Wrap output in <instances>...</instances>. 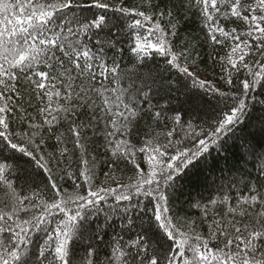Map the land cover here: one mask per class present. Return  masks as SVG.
Wrapping results in <instances>:
<instances>
[{
    "label": "trees",
    "instance_id": "obj_1",
    "mask_svg": "<svg viewBox=\"0 0 264 264\" xmlns=\"http://www.w3.org/2000/svg\"><path fill=\"white\" fill-rule=\"evenodd\" d=\"M104 2L108 4L107 10L76 9L74 15H70L71 26L77 30L70 38L79 39L80 45L84 46L83 50H90L95 56V61H88L92 64L93 71H102L97 62L106 64L108 68L117 67L116 77L107 75L105 78L99 74L95 77V82L90 84L91 94L97 105L105 97H111L115 101L116 97L108 91L110 88L114 87L117 95H123L124 102L138 112L136 119L131 121V131L124 135L116 132L108 137L111 117L105 116L97 125L96 118L104 115L98 107L95 117L92 113L86 114L83 109L78 110V116L74 119L78 120V127L85 126L81 128L87 149L83 158L88 159L91 168L90 185L85 184V177L81 175L85 169L80 166L82 157L79 155L80 150L74 147L75 138L70 137L67 131L71 123V119L65 120L68 113H56L59 119L53 122L54 126L44 124L39 109L42 103H47V98L36 100L28 81L23 84L17 81L26 103L23 108L16 107L9 116L6 134L12 142L27 148L35 157L43 158L42 162L63 193L80 196L87 195L92 190L103 197L98 204L91 206L71 201L64 205L68 215L83 217L77 225L71 244L73 264H87V254L90 251L94 253L91 257L93 264H132L140 242L149 246L150 256L154 254L163 258L168 255L173 242L167 239L155 220L156 208L160 202L158 198L161 196L164 197L161 203L168 209L167 217L174 225H178L179 232H184L189 237L190 245L199 244L200 241L193 237L200 235L202 239L209 241L210 247H215L209 223L216 219H232L231 216L226 217L228 208L236 205L244 196L251 195L250 186L259 189L264 195V73L259 75L260 83H255L252 89L244 92L242 82H254L256 77L249 73L248 68L231 67L229 53L236 41L224 39L223 43L213 44L207 36V29L202 26L203 17L191 6V0H186L185 7L179 10L178 5L173 6L175 0H152L151 9L144 0ZM248 2L250 0H245V3ZM121 8L127 12L119 11ZM161 10L172 11L171 21L160 18ZM133 12H145L152 17L153 24H149L143 17L131 15ZM98 17H103L105 24L101 29L89 30L85 36L80 31L83 24ZM157 22L168 32L176 31L168 45L172 54L178 58L176 66H173L167 54L157 53L151 48L146 47L139 56L134 54L136 44L157 42V34L149 31ZM171 24H175V29L170 27ZM219 24L226 32L234 30L235 34L255 31L249 24L236 18L220 19ZM67 27L65 25V29ZM60 34L68 35L66 31ZM217 39L223 38L217 34ZM244 39L246 38L241 36V40ZM247 39L252 49L249 50L251 54L245 57V63L258 71L260 65L264 64V52L258 47L261 42L253 38ZM231 59H238V54H234ZM80 63L83 64L84 61L81 60ZM182 67H187L196 79L183 74L180 71ZM75 71L73 70V74ZM57 75L59 76V72ZM84 75L87 77L90 74L85 72ZM228 79L232 80L231 85L226 83ZM117 80L118 84L115 83ZM200 81L229 95L221 97L211 90L206 91L199 86ZM76 83L79 84L80 81L77 80ZM65 84L66 82L60 83L52 91L59 90L64 95ZM99 92L104 95L100 96ZM240 100L246 104L241 123L233 131L210 142L209 151L202 153L188 169H183L179 177L167 180L168 172L165 171L163 176L156 177L161 183L151 186L145 184L143 189L138 186L139 181L147 178L148 154L156 156L161 165H166L171 162L172 156L179 155L182 151L190 155L196 153L199 151V141L212 136L223 115L237 107ZM12 102L14 105L20 103L14 99ZM58 103L68 109L75 107V102L65 104L61 100ZM52 106L55 107V104ZM156 113H160L159 119L155 118ZM177 117L180 119L179 125L175 123ZM90 120L93 126L87 127ZM30 124L40 127L32 128ZM172 130L175 131L169 141L167 134ZM61 133L65 134L61 137L65 143H60L58 139ZM109 139L113 143L109 144ZM118 139L126 140L130 145V148L123 150L129 154V159H135L144 172L143 177L128 159L119 153L113 156ZM165 144L169 146L164 157L153 152L150 146L163 149ZM143 148H147L148 153L139 151ZM62 150L67 155H61ZM0 163L10 166L7 176L16 193L21 198H33L25 201V206L30 210L20 212L14 220L23 224L26 219H34V214L40 215L46 211L43 203H51L57 199L51 191L48 175L38 166L37 160L13 150L2 138ZM155 171L159 173L161 169L156 167ZM76 183L80 184L79 189L76 188ZM144 192H151L152 195H145ZM124 196L129 199H123ZM36 208H40V212H36ZM0 209L5 212L12 210V201L2 185ZM66 219L57 209L49 215L46 224H41L28 234L30 243L25 259L29 264H41L43 258L37 257L39 248L50 235H55L57 224ZM8 223L13 224V221ZM26 227L31 228V225ZM9 238L7 235L0 237L5 241ZM116 249L124 253L123 258H118ZM46 255L54 259L50 251ZM135 264H143V261L136 259Z\"/></svg>",
    "mask_w": 264,
    "mask_h": 264
},
{
    "label": "snow or ice",
    "instance_id": "obj_2",
    "mask_svg": "<svg viewBox=\"0 0 264 264\" xmlns=\"http://www.w3.org/2000/svg\"><path fill=\"white\" fill-rule=\"evenodd\" d=\"M144 3L151 9L152 0H144ZM185 4L186 0H175L173 6L178 5L179 10L184 8ZM191 6L195 7L200 16L203 17L202 26L207 29V36L213 44L223 43L224 39L236 41L229 53L231 67L248 68L249 73L256 77L254 82L248 80L242 82L243 90L247 93L255 86V83H260L259 75L264 73V64H261L257 71L245 63V57L251 54L249 50L252 49L247 38L261 42L258 47L261 52H264V26H262L264 25V0H250L248 3H245V0H191ZM107 8L108 4L104 0H94V2L91 0H86V2H81V0H0V102L7 101V103H0V138L8 142V146L13 150L37 160L38 166L48 175L51 191L57 198L51 203H43L42 206L46 211L41 212L40 215L34 214V219H26L23 224L14 220V217L18 216L20 212L30 210L25 206V201H30L33 198L29 196L21 198L16 193L7 176L10 166L0 163V185L4 186L6 194L12 201L11 212L0 209V237L5 235L10 237L7 241L0 239V264H29V261L25 259L30 243L28 234L38 229L41 224H46L49 215L57 209L67 219L63 223L57 224L55 235H50L47 241L43 243L38 250L37 257L43 258L41 264H73L74 253L71 244L77 225L83 217L68 215L64 205L71 201L72 203H82L83 206H91L98 204L99 200L103 198L99 192L92 190H89L87 195L80 196L63 193L53 181L47 166L42 162L43 158L35 157L27 148L11 141L10 136L6 134L8 132V118L14 113L16 107L23 108L26 103L17 81L21 84L25 81L30 82L31 91L35 93L36 100L41 101L44 97L47 98V103H42L39 109L40 116L44 118V124L54 126L53 122L59 119L56 113H68L65 120L71 119V123H69L67 131L70 137L75 138V149L80 150L79 155L82 157L80 166L85 169L81 175L85 177V184H91V176L89 175L91 168L88 159L83 158L87 149L81 128L85 126L80 125L78 127L79 122L74 119L78 116V110L83 109L86 114L92 113L95 117L98 107L104 115L96 118L97 125L105 116L111 117L109 125L111 130L107 133L108 137L113 136L116 132L124 135L131 131V121L135 120L138 115L134 107L124 102L123 95H117L114 87L108 91H111L116 97L115 101L111 97H105L101 104L97 105L96 99L91 94L90 84L95 82V77L98 74L105 78L107 75L116 77L118 69L117 67L108 68L106 64L97 62L102 71L99 73L93 71L92 64H89L88 61H95V56L91 54L90 50H83L84 46L80 45L79 39L70 38L77 31L71 26L72 21L70 19V15H74L76 9L107 10ZM70 10L72 11L70 12ZM119 11L127 12L123 8ZM130 14L143 17L149 24H153L152 17L146 15L145 12ZM172 16V11L161 10V19L171 21ZM226 18L243 20L255 31L239 34H235L234 30L226 32L219 24L220 19ZM104 24L105 19L98 17L84 23L80 31H83L84 35L87 36L89 30L101 29ZM65 25H68L67 29H65ZM170 27L175 29L176 26L171 24ZM65 31L68 35L62 36L60 33ZM149 31L157 34V42L155 44H136L134 54L139 56L146 47L151 48L157 53L167 54L170 57V62L176 66L178 58L172 54L168 46L171 37L176 35V31H166L160 27L159 22L155 23ZM217 34L223 39H217ZM241 36L246 39L241 40ZM234 54H238V59H231ZM81 60L84 61L83 64L80 63ZM73 70H76L74 74ZM180 71L192 77L193 80L196 79L187 67L180 68ZM58 72L59 76L57 75ZM85 72L90 75L85 77ZM77 80L80 81L79 84L76 83ZM64 82H66L64 95L59 90L52 91ZM115 83L118 84L119 81L117 80ZM226 83L231 85L233 82L228 79ZM199 86L205 88L206 91L211 90L221 97L229 95L219 89L212 88L211 85L206 86L204 81H200ZM98 94L104 95L103 92ZM13 99L20 101L19 105H14ZM61 100L65 104L75 102V107L64 108L58 103ZM133 103H135L134 100ZM53 104L55 107L52 106ZM245 112L246 104L240 100L237 107L223 115V119L217 125V130L213 132L212 136L199 141V151L192 155L182 151L179 155L172 156L170 163L161 165L156 156L148 154L149 171L147 178L139 181L138 186L143 189L145 184L151 186L154 183H161L156 177L158 175L163 176L165 171L168 172L167 180H174L179 177L183 169H188L199 159L202 153L209 151L210 142L233 131L235 126L241 123L242 114ZM155 118L159 119L160 113H156ZM175 123L180 124L179 117L176 118ZM29 126L32 128L40 127L37 124H30ZM92 126L93 122L90 120L87 127ZM174 131L172 130L167 134L169 141H171ZM64 135L61 133L58 137L60 143H65L61 139ZM108 143L111 144L113 141L109 139ZM115 143L116 150L113 152V156L119 153L120 156L128 159L129 163H132L136 168L137 173L143 177L144 172L136 164L135 159H129V154L123 150L130 148L128 142L118 139ZM150 146L153 152L164 157L169 145L165 144L163 149L155 145ZM139 151L148 153L147 148ZM61 155H67V152L62 150ZM131 155L134 157V153ZM156 167L161 169L159 173L155 171ZM76 188H80L79 183H76ZM250 192L251 195L244 196L236 205L228 208L226 217L231 216L232 219H216L213 223H209L210 236L215 242V247H210L209 241L202 239L200 235L193 237L200 243L190 245L189 237L184 232H179L178 225H174L173 221L167 217L168 209L161 203L164 197H159L158 201L160 202L156 208L155 220L167 239L173 242V246L169 249L168 255L160 258L154 254L150 256L149 246L140 242L132 264H135L136 259H141L143 264H264V195L260 193L259 189L251 186ZM144 194L152 195L151 192H144ZM123 199L128 200L129 197L124 196ZM36 212H40V208H36ZM9 221H13V224H9ZM26 225H31V228L26 227ZM20 233H24V235H20ZM49 251L54 259H50L46 255ZM116 251L119 254L118 258L124 257V253L120 249H116ZM87 255L89 257L87 264H93L91 257L94 253L90 251Z\"/></svg>",
    "mask_w": 264,
    "mask_h": 264
}]
</instances>
